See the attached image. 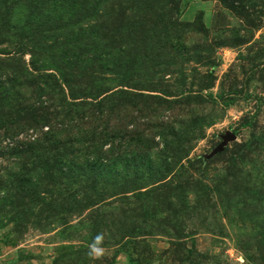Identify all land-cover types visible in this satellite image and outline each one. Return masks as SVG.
Returning <instances> with one entry per match:
<instances>
[{
  "label": "rangeland",
  "instance_id": "rangeland-1",
  "mask_svg": "<svg viewBox=\"0 0 264 264\" xmlns=\"http://www.w3.org/2000/svg\"><path fill=\"white\" fill-rule=\"evenodd\" d=\"M0 264H264V0H0Z\"/></svg>",
  "mask_w": 264,
  "mask_h": 264
},
{
  "label": "water",
  "instance_id": "water-1",
  "mask_svg": "<svg viewBox=\"0 0 264 264\" xmlns=\"http://www.w3.org/2000/svg\"><path fill=\"white\" fill-rule=\"evenodd\" d=\"M235 139V137L233 136V135H231V134H227L225 137H223V141H222V143L217 147V149L215 150V153H217V152H221L222 150H223V148L226 146V144H227V142L229 141V140H234Z\"/></svg>",
  "mask_w": 264,
  "mask_h": 264
},
{
  "label": "trees",
  "instance_id": "trees-1",
  "mask_svg": "<svg viewBox=\"0 0 264 264\" xmlns=\"http://www.w3.org/2000/svg\"><path fill=\"white\" fill-rule=\"evenodd\" d=\"M116 95H117L116 93H112V95H111V96H113V97H114V96H116Z\"/></svg>",
  "mask_w": 264,
  "mask_h": 264
}]
</instances>
